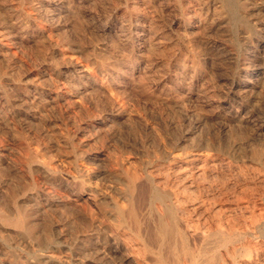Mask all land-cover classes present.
I'll return each instance as SVG.
<instances>
[{"label":"rangeland","instance_id":"1","mask_svg":"<svg viewBox=\"0 0 264 264\" xmlns=\"http://www.w3.org/2000/svg\"><path fill=\"white\" fill-rule=\"evenodd\" d=\"M26 1L0 0V264H264V0Z\"/></svg>","mask_w":264,"mask_h":264},{"label":"bare ground","instance_id":"2","mask_svg":"<svg viewBox=\"0 0 264 264\" xmlns=\"http://www.w3.org/2000/svg\"><path fill=\"white\" fill-rule=\"evenodd\" d=\"M29 1H32V0H29ZM29 1H26L27 3ZM64 1V0H63ZM162 1V0H161ZM21 2V1H20ZM33 2V1H32ZM36 3V1H34ZM155 2V1H154ZM223 3H224V0H223ZM226 3V2H225ZM260 3V2H259ZM39 4V3H38ZM62 3H60L61 5ZM21 5V4H20ZM138 5V4H137ZM144 5V4H143ZM154 5V4H153ZM224 5V4H223ZM228 5V3H227ZM37 6V5H35ZM40 6V5H39ZM59 6V5H58ZM66 6V5H65ZM133 6V5H132ZM136 6V5H135ZM15 7V6H14ZM68 7V6H67ZM43 8V7H41ZM56 8V7H55ZM53 8V9H55ZM225 8V7H224ZM121 9V8H120ZM261 9V8H260ZM50 10V9H49ZM56 10V9H55ZM27 11V10H26ZM25 11V12H26ZM52 11V10H51ZM63 11V10H62ZM115 11V10H113ZM120 11V10H119ZM28 12V11H27ZM53 12V11H52ZM54 13V12H53ZM10 14V13H9ZM47 14V13H46ZM49 14V13H48ZM52 14V13H51ZM114 14V13H113ZM135 14V12H134ZM121 16V15H120ZM124 16V15H123ZM136 16V15H135ZM17 17V16H16ZM57 17V16H56ZM60 17V16H59ZM4 18V17H3ZM120 18V17H119ZM136 18V17H135ZM138 18V17H137ZM140 18V17H139ZM19 19V18H18ZM125 19V18H124ZM5 20V19H4ZM133 20V19H132ZM124 22V21H123ZM9 23V22H8ZM13 23V22H12ZM132 23V22H131ZM138 23V22H137ZM10 24V23H9ZM18 24V23H17ZM2 25V24H1ZM25 25V24H24ZM23 26L19 25L18 27L15 26V30L16 32L19 34L22 32L23 30ZM11 30V29H10ZM148 30V29H147ZM4 31V30H3ZM2 31V32H3ZM6 31V30H5ZM0 32V33H2ZM12 33V31H10ZM48 32V31H47ZM6 33V32H5ZM10 33V34H11ZM15 33V32H14ZM35 33V31L33 32ZM40 33V32H39ZM23 34V33H22ZM29 34V33H28ZM7 35V34H6ZM139 35V34H138ZM30 37V36H29ZM35 37V35H34ZM7 38V37H6ZM21 39H23V37L20 36ZM27 38V37H25ZM37 38H40L39 36ZM19 39V38H18ZM36 39V38H35ZM11 40V39H10ZM34 40V39H33ZM42 40V39H41ZM40 40V41H41ZM64 40V39H63ZM20 41V40H19ZM22 41V40H21ZM20 41V43H21ZM11 43V42H9ZM19 43V42H18ZM59 43V42H58ZM6 44V43H5ZM12 44V43H11ZM53 44V43H52ZM3 45V44H2ZM54 45V44H53ZM5 46V45H4ZM45 46V45H44ZM65 46V45H64ZM47 47V46H46ZM54 47V46H53ZM73 50V49H72ZM107 52V51H106ZM3 52H1L2 54ZM105 53V52H104ZM5 54V53H4ZM2 54V56L4 55ZM7 54V53H6ZM58 55V54H56ZM105 55V54H104ZM6 58V57H5ZM2 59V58H1ZM59 59H61V57H59ZM7 60V59H6ZM54 60V59H53ZM67 60V59H66ZM68 61V60H67ZM1 62V61H0ZM49 62V61H48ZM58 63V62H57ZM62 63V62H61ZM3 65V64H2ZM11 66V65H10ZM74 67V66H73ZM68 68V67H67ZM78 71V70H77ZM80 71V70H79ZM80 73V72H79ZM78 73V74H79ZM11 74V73H10ZM81 74V73H80ZM63 76V75H62ZM5 78V77H4ZM11 78V77H10ZM9 79V78H8ZM80 79V78H79ZM86 79V78H85ZM1 80V79H0ZM82 80V79H81ZM86 81V80H84ZM93 81V80H92ZM70 84V83H69ZM72 85V84H71ZM77 86V85H76ZM89 86V85H88ZM9 87V86H8ZM81 87V86H80ZM11 88V87H10ZM31 90V88H30ZM91 92V91H90ZM64 93V92H63ZM86 94V93H85ZM46 95V94H44ZM65 95V94H64ZM79 95V94H78ZM18 96V95H17ZM61 96V95H60ZM75 96V95H74ZM77 96V95H76ZM66 97V96H65ZM68 97V96H67ZM79 97V96H78ZM44 98V97H43ZM61 99V98H60ZM70 99V98H69ZM46 100V99H45ZM68 101V100H67ZM59 102V101H58ZM65 102V100H64ZM2 103V102H1ZM47 104H49L50 102H46ZM45 103V104H46ZM60 103V102H59ZM66 103V102H65ZM68 103V102H67ZM72 103V102H71ZM14 105H18L20 107H22L23 109L25 110H29L32 108L35 107H38L39 103L36 102V99L31 97L27 92L25 93H22L20 94L17 99L13 102ZM69 104V103H68ZM68 106V105H67ZM71 106V105H70ZM17 107V106H16ZM55 107V106H54ZM57 107V106H56ZM69 107V106H68ZM48 109V108H47ZM46 109V110H47ZM65 109V108H64ZM68 109V108H67ZM66 110V109H65ZM30 111V110H29ZM2 112V111H1ZM48 112V111H47ZM46 114V113H45ZM18 115V114H17ZM31 115V114H30ZM38 116V114H36ZM27 116V115H26ZM10 118V117H9ZM24 118V117H23ZM22 119V118H21ZM39 119V118H38ZM20 120V119H19ZM25 120V119H24ZM9 121V120H8ZM27 121V120H26ZM31 121V120H30ZM28 122V121H27ZM23 124V123H22ZM43 135V134H42ZM45 135V134H44ZM219 158V157H218ZM30 162V161H29ZM28 165V164H27ZM189 165V164H188ZM31 166V165H30ZM224 166V165H222ZM198 168V167H197ZM232 170V169H231ZM192 171V170H191ZM184 175V174H183ZM159 183V182H158ZM131 184V183H129ZM155 185V184H154ZM161 185V184H160ZM213 185V184H212ZM191 186V185H189ZM169 187V186H168ZM187 187V186H186ZM185 187V188H186ZM194 187V186H193ZM208 187V186H207ZM144 188V187H143ZM157 188V187H156ZM191 188V187H190ZM215 189V188H214ZM144 190V189H143ZM153 190V189H152ZM194 190V189H193ZM205 190V189H204ZM159 191V190H158ZM180 191V190H179ZM209 191V190H207ZM161 193V192H160ZM158 192H155L153 191L151 193V200L153 203H159L163 206V216L159 217L156 221V227H155V231H151V230H146V237L145 239L143 240L145 244H150V246L152 248H154V245H155V249L156 251L154 252L157 256H158V261L160 263H164V262H167V258L169 255L171 256H174L176 257V252H177V249H176V240H180L182 243H184L185 239H186V236L185 234L181 233L179 231V229L177 228V224H175V221H174V216H173V208H172V205H171V199H169L168 197H166L163 193L160 194ZM169 194V193H168ZM181 194V193H180ZM22 196V195H20ZM196 196V195H195ZM19 197V196H18ZM150 198V197H149ZM229 198V197H228ZM12 199V198H11ZM21 199V198H20ZM209 199V198H208ZM212 199V198H210ZM17 200V199H16ZM14 200V201H16ZM22 200V199H21ZM206 200V199H205ZM232 200V199H231ZM235 200V199H234ZM19 201V200H18ZM25 201V200H24ZM179 201V200H178ZM211 201V200H210ZM48 202V201H47ZM173 202V201H172ZM12 203V202H11ZM38 203V202H37ZM176 203V202H175ZM174 203V204H175ZM31 204V203H29ZM135 204V203H134ZM200 204V203H199ZM220 204V203H219ZM9 205V204H8ZM33 205V203H32ZM37 205V204H36ZM18 206V205H17ZM158 207V206H157ZM17 208V207H16ZM129 208V207H128ZM153 208V207H152ZM178 208V207H177ZM208 209V208H207ZM135 210V209H134ZM132 208H129L127 211H123L121 209H118L116 211V215H117V219L120 223H122V225H126V227H128V229H131L132 230H135V232H139V228H140V224H139V221L136 217V214H135V211H134ZM17 211V210H15ZM177 211V210H176ZM234 211V210H233ZM23 212V211H22ZM179 212V211H177ZM221 213V211H220ZM22 214V213H21ZM138 215V214H137ZM160 215V214H159ZM211 215V214H210ZM2 216V215H1ZM215 218V217H214ZM230 218V217H229ZM233 218V216H232ZM206 219V218H205ZM2 221L8 225V227H12L13 229H15L16 232L18 233H22V234H25L26 232V224H25V221L20 217V215H16L15 217L13 218H6V219H2ZM177 221V220H176ZM230 221V220H229ZM231 222V221H230ZM155 223V222H154ZM188 223V222H187ZM203 224V223H202ZM230 224V223H229ZM181 225V224H180ZM228 225V224H227ZM226 225V226H227ZM232 225V224H231ZM249 225V224H248ZM1 227V226H0ZM148 227H151V226H148ZM182 227V226H181ZM190 227V226H189ZM232 227V226H231ZM192 228V227H191ZM250 228V227H249ZM256 228V227H255ZM6 229V228H5ZM28 229V228H27ZM145 229V228H144ZM150 229V228H148ZM226 229H229V226L228 228H225ZM142 230V229H141ZM205 230V229H204ZM244 230V229H243ZM9 231V230H8ZM7 231V232H8ZM193 231V229L191 230ZM206 231V230H205ZM223 231V230H222ZM134 232V231H133ZM28 233V232H27ZM143 233V232H142ZM192 233V232H191ZM214 233V232H213ZM212 233V234H213ZM10 234V233H9ZM187 234V233H186ZM206 234V233H205ZM236 234V233H235ZM238 234V233H237ZM2 235V234H1ZM8 235V234H7ZM139 235V234H138ZM210 235V234H209ZM239 235V234H238ZM236 235V236H238ZM196 236V235H193V237ZM255 236V235H254ZM140 237V236H139ZM143 237V236H141ZM213 236H211L210 238L212 239ZM233 237V236H230V238ZM235 237V236H234ZM206 238V237H205ZM229 238V239H230ZM238 238V237H237ZM195 239V238H194ZM214 239V242H212L213 244H221L222 241H224V243L226 244L227 240H228V237L227 238H224L222 236H218V237H213ZM233 239V238H232ZM236 239V238H235ZM239 239V238H238ZM1 240V239H0ZM199 240V238L197 239ZM208 240V239H207ZM210 240V239H209ZM237 240V239H236ZM3 241V240H2ZM240 241V239H239ZM20 242V241H19ZM179 242V241H178ZM177 242V243H178ZM238 242V241H237ZM11 243V242H10ZM188 243V242H187ZM206 243V242H205ZM211 243V242H210ZM228 243V242H227ZM132 244V243H131ZM223 244V243H222ZM221 244V246H222ZM232 244V243H231ZM236 244V242H235ZM7 245V244H6ZM205 245V244H203ZM237 245V244H236ZM264 245V244H263ZM3 246V245H2ZM186 246V245H184ZM210 246V245H209ZM233 246V245H232ZM258 246V245H257ZM1 247V246H0ZM202 247V246H201ZM207 247V246H206ZM215 247V246H214ZM226 247V246H225ZM246 247V246H245ZM5 248V247H4ZM134 248V247H133ZM209 248V247H208ZM220 248V247H219ZM218 248V249H219ZM7 249V248H6ZM149 249V248H147ZM154 249V250H155ZM204 249V248H203ZM214 249V248H213ZM5 250V249H4ZM189 251V250H188ZM208 251V250H207ZM218 251V250H217ZM216 251V252H217ZM223 251V249H222ZM2 252V251H0ZM152 252V250H151ZM232 252V251H231ZM241 252V251H240ZM221 253V251H220ZM201 254V253H200ZM211 254V253H210ZM216 254V253H215ZM219 254V253H218ZM223 254V253H221ZM199 255V254H198ZM204 255V254H203ZM213 255V254H212ZM242 255V254H241ZM188 256V257H187ZM224 256V255H223ZM197 257V256H196ZM206 257V255L204 256ZM211 257V256H210ZM213 257V256H212ZM216 257H220L219 255L216 256ZM260 257V256H259ZM185 261L187 262V264H198V260L194 259L193 256L189 255L188 253H186V257H185ZM198 258V257H197ZM209 258V257H208ZM205 259L203 260V262L199 263V264H215L212 259ZM218 258L216 260H218ZM225 258V257H224ZM199 259V258H198ZM235 260V259H234ZM153 261V260H152ZM232 261V260H231ZM170 262V261H169ZM216 262V261H215ZM221 263V261H219ZM228 262V261H227ZM233 262V261H232ZM226 263V262H225ZM229 263V262H228ZM246 264V263H245ZM248 264V263H247Z\"/></svg>","mask_w":264,"mask_h":264}]
</instances>
